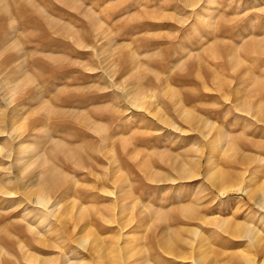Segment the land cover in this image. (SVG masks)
<instances>
[{"label":"rangeland","instance_id":"1","mask_svg":"<svg viewBox=\"0 0 264 264\" xmlns=\"http://www.w3.org/2000/svg\"><path fill=\"white\" fill-rule=\"evenodd\" d=\"M246 188L264 0H0V264H261Z\"/></svg>","mask_w":264,"mask_h":264},{"label":"bare ground","instance_id":"2","mask_svg":"<svg viewBox=\"0 0 264 264\" xmlns=\"http://www.w3.org/2000/svg\"><path fill=\"white\" fill-rule=\"evenodd\" d=\"M212 172V171H211ZM209 173L208 174V179H211V181H213L214 182V184H213V186L215 185L216 186V189H218V190H222L223 188H221L222 186H220V180H219V173L218 172H213V173ZM214 186V187H215ZM243 192L245 193V195L248 197V198H250V200H254V203H255V205H257L259 208H261V209H263L264 210V195L263 196H261V194H260V196L259 197H257V198H255V196H254V194H253V192L249 189V188H246L245 190H243ZM45 196V194H43V192L42 193H39L38 195H37V197L35 198V202H34V204H36L37 206H42L43 208H47L46 206H47V204H48V199L47 198H45L44 197ZM252 200V201H253ZM262 210V211H263ZM62 218V217H61ZM235 226V225H234ZM237 226V225H236ZM233 229V228H232ZM235 229H237V227H235ZM236 233H237V231H235ZM239 232V231H238ZM235 233V234H236ZM194 234H196V232L194 233ZM238 235H236V237H239V238H244L245 239V241H247L248 243H250L252 246H259L260 248H264V241L262 240V238L261 237H259V235L260 234H258V232H257V230H253V229H251L250 227H248V225H244L243 226V231H242V233H237ZM196 235H198V234H196ZM126 237H128V236H124V238H126ZM195 237H197V236H195ZM93 239V238H92ZM89 240V239H88ZM86 242H87V240H81V241H79L78 242V244L80 245V246H82V247H84L85 245H86ZM262 242H263V245H261L262 244ZM115 243V242H114ZM95 244V243H94ZM93 246V245H92ZM118 246V245H117ZM93 248V247H92ZM166 248H167V246H166ZM89 249V248H88ZM192 249V248H191ZM255 249H257V247L255 248ZM91 250V249H90ZM168 251H169V249H167ZM94 251L96 252V254H99V245L98 244H96L95 246H94ZM174 252V251H173ZM249 252V251H248ZM252 252V251H251ZM263 252H264V250H263ZM170 253H172V251H171V248H170ZM231 253V252H230ZM91 254V253H90ZM103 254V253H102ZM176 256H178V255H176ZM179 256H180V254H179ZM176 257V259H180L181 261H186L187 259H190L189 257H186V255H181L180 257ZM255 256H256V254H255ZM129 258V257H128ZM255 257H254V255H252V254H249V253H247L246 251L245 252H236V253H233V254H227V253H225V254H222L221 255V259H220V261L217 263V264H231V260H233V259H239V260H241L242 261V263L243 264H255V259H254ZM198 260L199 259H195V258H191L190 259V263L191 264H196V263H198ZM83 260H81V262H79L78 264H85L84 262H82ZM70 262V261H69ZM119 262V261H118ZM180 262V261H179ZM201 262H202V260H201ZM184 263V262H183ZM66 264V263H65ZM76 264V263H75ZM125 264H129V263H125ZM142 264H147V262H145V263H142ZM208 264H212L211 262L210 263H208ZM261 264H264V258H263V260H262V262H261Z\"/></svg>","mask_w":264,"mask_h":264}]
</instances>
